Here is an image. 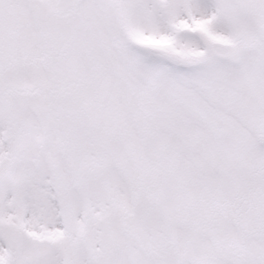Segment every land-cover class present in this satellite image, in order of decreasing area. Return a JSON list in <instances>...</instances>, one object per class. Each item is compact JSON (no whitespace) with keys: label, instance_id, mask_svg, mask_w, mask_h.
<instances>
[{"label":"snow or ice","instance_id":"6c2138e0","mask_svg":"<svg viewBox=\"0 0 264 264\" xmlns=\"http://www.w3.org/2000/svg\"><path fill=\"white\" fill-rule=\"evenodd\" d=\"M0 264H264V0H0Z\"/></svg>","mask_w":264,"mask_h":264}]
</instances>
